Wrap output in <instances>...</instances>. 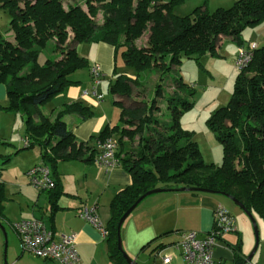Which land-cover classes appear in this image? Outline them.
<instances>
[{
	"label": "trees",
	"instance_id": "trees-1",
	"mask_svg": "<svg viewBox=\"0 0 264 264\" xmlns=\"http://www.w3.org/2000/svg\"><path fill=\"white\" fill-rule=\"evenodd\" d=\"M83 1L85 8L76 0H0L13 31L12 38L0 34V83L8 99L2 108L23 114L25 145L41 147L43 162L54 176L60 160L83 158L88 152L85 159L95 156V148L78 141L64 120L71 113L86 118L92 112L88 106L81 101L64 103L53 119L42 112L44 104L79 82L70 78L75 70H89L86 57L78 54V44L109 43L115 51L121 50L126 65L134 67L133 76L120 73L109 82L119 122L97 135L101 142L117 136L116 155L131 176V183L110 203L106 227L112 262L127 264L117 248L118 219L153 188L195 186L229 194L264 220V45L257 46L248 65L238 69L228 102L207 119L222 146L219 164L203 159L193 131L181 125V115L193 105L195 89L178 73L183 57L199 60L215 54L225 38L244 45L242 32L264 20V0H235L213 11L203 4L184 15L173 12L183 0ZM144 35L145 43L138 45ZM151 76L157 80L148 99L137 100ZM164 108L168 116L163 115ZM56 185L55 179L52 189ZM3 200L0 181V222ZM231 249L234 263L243 264L246 254L241 245Z\"/></svg>",
	"mask_w": 264,
	"mask_h": 264
},
{
	"label": "crops",
	"instance_id": "crops-1",
	"mask_svg": "<svg viewBox=\"0 0 264 264\" xmlns=\"http://www.w3.org/2000/svg\"><path fill=\"white\" fill-rule=\"evenodd\" d=\"M95 44L92 61L101 68V84L104 76L115 71L117 51L106 42ZM83 53L88 59L87 54ZM231 60L234 62L233 57ZM87 61L90 65V61ZM128 75L133 76L132 73ZM75 80L79 81L78 78ZM109 80L112 81V78ZM100 84L97 91L104 95ZM85 89L90 90L66 87L48 102L49 107L42 106V112L53 119L64 103L81 101L85 104L97 100L91 94L82 95ZM7 104L5 85L0 83V181L4 187L0 264H60L22 250L12 223L31 217L41 219L55 237L70 233L75 235L79 256L75 264H114L109 257L107 237L78 216L77 211L84 204H94L100 221L107 226L110 203L123 187L131 183L130 174L122 165L109 168L98 166L93 160L85 159L88 152L83 158L57 162L53 168V177L57 180L55 189H37L29 183L26 171L34 164L43 162L41 147H26L24 116L20 111L3 109L2 106ZM64 120L78 141H87L95 148L96 155L101 143L97 135L105 126L111 127L119 122V109L92 111L86 118L71 113L65 115ZM211 162L219 164L217 161ZM221 196L200 191H164L147 196L122 224L123 249L137 264H184L180 251L169 247L170 243L177 241L182 231L195 230L199 235L208 232L213 225L214 209L218 205L224 206ZM234 232L238 233V230ZM225 238L223 234L217 240L211 264H235L232 245ZM160 245L163 247L158 248ZM161 253L170 254L171 261L164 263Z\"/></svg>",
	"mask_w": 264,
	"mask_h": 264
},
{
	"label": "rangeland",
	"instance_id": "rangeland-1",
	"mask_svg": "<svg viewBox=\"0 0 264 264\" xmlns=\"http://www.w3.org/2000/svg\"><path fill=\"white\" fill-rule=\"evenodd\" d=\"M76 1L81 3L85 8L83 0ZM234 1L235 0H183L174 5L173 12L179 15L188 14L194 7L203 4L209 11H213L217 7H229ZM97 19H101L100 14L97 15ZM9 21L10 15L8 11L0 8V34L4 37L12 38L13 31ZM241 38L244 44L256 41L258 47L264 45V20L247 27L242 32ZM145 41L146 35L142 36L137 41V44L143 45ZM222 43L217 53L205 54L200 57L199 60L183 57L178 68V73L181 75L183 81L192 85L195 89V93L192 97L193 105L181 115V125L183 128L193 131V139L197 142L203 159L207 161H217L219 163L222 160V146L209 127L207 119L210 117L213 110L228 102L233 91L234 80L239 71L231 60L232 57L234 59L239 45L228 38H225ZM95 45L96 44L92 42H83L78 44L77 47L79 55L83 56V52L87 54V60L90 61V65L95 64V61H92ZM43 60L44 53H41L39 61L43 62ZM135 72L134 67L128 66L123 62L121 50L118 49L115 56V71L113 74L109 73L108 76H104V81L102 80L99 86L104 92L105 99L99 102L100 104L94 99V102L91 103L88 101L85 105L92 111H118V107L113 103V96L108 90L109 78H112V81H114L116 76L120 73L135 74ZM70 78H78L79 83L69 85L67 88L73 86L81 90L84 88L91 89L92 87L90 72L87 68L75 70L70 75ZM156 80L157 76H151L149 85L143 96L136 97V99L139 101H146L149 97L148 93L153 88ZM49 106L50 104L48 102L43 105V107L46 108ZM162 111L164 116L169 115L167 109L164 108ZM220 199L224 203L225 208L233 216L238 230V233L234 231L224 233L225 239L232 246L239 243L243 253L247 256L253 250L256 242V235L251 218L230 198L223 195ZM252 215L257 227L258 244L248 264H264V220L255 212H252Z\"/></svg>",
	"mask_w": 264,
	"mask_h": 264
},
{
	"label": "built area",
	"instance_id": "built-area-1",
	"mask_svg": "<svg viewBox=\"0 0 264 264\" xmlns=\"http://www.w3.org/2000/svg\"><path fill=\"white\" fill-rule=\"evenodd\" d=\"M257 46L255 41L238 46L234 57V64L238 69H243L248 65ZM89 72L93 83L92 89L83 90L82 95L91 94L101 101L104 95L97 91V86L102 79L101 68L98 64H93L90 65ZM25 142H27L26 138ZM118 145L117 136L107 137L100 143V150L94 156L93 161L104 168L121 165L116 155ZM26 175L29 183L37 189L48 190L55 186V178L52 175L51 168L44 162H39L28 168ZM77 214L98 230L103 237L108 236V229L100 221L96 205L84 204L79 207ZM213 224V229L203 235H199L195 230L182 231L180 238L170 244L169 247L180 251L184 264H211L213 261V248L219 237L226 232L237 230L233 216L223 205H218L214 209ZM12 227L24 252L42 259L57 261L60 264H75L78 262L79 256L73 233L55 237L54 232L47 228L41 219L35 217L16 221L12 223ZM161 256L164 263L171 261L170 254L161 253Z\"/></svg>",
	"mask_w": 264,
	"mask_h": 264
},
{
	"label": "water",
	"instance_id": "water-1",
	"mask_svg": "<svg viewBox=\"0 0 264 264\" xmlns=\"http://www.w3.org/2000/svg\"><path fill=\"white\" fill-rule=\"evenodd\" d=\"M164 191H200V192H208V193H212V190L207 189V188H203V187H195V186H181L178 188H162V187H157V188H153L150 189L148 191H146L145 193H143L142 195H140L125 211L124 213L120 216V218L118 219L117 225H116V236H117V248L122 252V255L124 257V259L126 260L127 264H137L133 258H131L123 249L122 246V240H121V227L123 222L125 221V219L129 216V214L142 202V200H144L147 196L152 195L154 193L157 192H164ZM225 195L226 197L230 198L234 203H236L237 205H239L244 211L245 213L251 218V221L253 223V227H254V231H255V235H256V242L254 245L253 250L250 252L249 255L246 256V259L244 261L243 264H248L257 248V244H258V237H257V227L253 218L252 213L245 207V205L240 202L237 198H235L234 196H231L229 194H222ZM0 227L2 230H4L3 225L0 223Z\"/></svg>",
	"mask_w": 264,
	"mask_h": 264
}]
</instances>
